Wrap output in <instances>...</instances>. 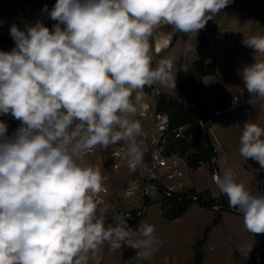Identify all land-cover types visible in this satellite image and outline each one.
<instances>
[{"label":"clouds","instance_id":"obj_1","mask_svg":"<svg viewBox=\"0 0 264 264\" xmlns=\"http://www.w3.org/2000/svg\"><path fill=\"white\" fill-rule=\"evenodd\" d=\"M229 3L56 0L51 31L40 22L11 26L16 47L0 52V115L21 126L9 137L0 122V264H87L105 243L113 252L126 243L144 259L152 255L153 226L141 222L133 230L116 215L106 228L97 216L94 197L107 189L85 157L97 146L126 142L135 170L143 157L136 141L142 126L134 119L143 90L176 85L171 59L153 67V30L163 23L197 33ZM242 43L264 54V36L244 35ZM241 75L250 94L264 97V62ZM239 152L264 169V128L246 122ZM214 179L246 230L264 234V194L237 182L231 169Z\"/></svg>","mask_w":264,"mask_h":264},{"label":"crops","instance_id":"obj_2","mask_svg":"<svg viewBox=\"0 0 264 264\" xmlns=\"http://www.w3.org/2000/svg\"><path fill=\"white\" fill-rule=\"evenodd\" d=\"M55 3L56 0H0V10L10 13L3 23L9 20L29 21L23 29L26 30L27 27L40 22L51 31L58 23L49 15ZM20 11L24 12L25 17L21 21H15V16ZM244 35L264 36V0H230V3L214 15L213 19L208 20L206 26L197 33L184 34L173 26L162 23L153 30L149 38V54L153 58L154 66L162 59H171L174 64L172 74L176 75L175 89L160 85L159 89L210 114L211 144L217 148V152L211 161H203L196 168L189 164L186 175L187 172L206 165L213 180V171L223 173L228 168L236 173L237 182L244 183L250 191L264 194V169L260 168L257 161L245 159L239 152L240 137L246 122L256 123L264 128V97L250 94L241 75L246 66L264 62V54L255 53L254 49L245 46L242 43ZM199 60L214 64V72L199 73L196 67ZM241 92L245 93L246 101L237 105L233 96ZM13 134L7 133V136L11 137ZM186 183L207 194L213 203L228 202V198L225 195L223 198L218 186L217 190H212L210 186L197 189L187 180ZM215 212L219 213V219L215 220V223L222 224V211ZM230 232L241 242V246L236 249L237 256L248 257L250 260V256L256 253L255 246L238 235L239 232ZM193 263L189 260L185 264Z\"/></svg>","mask_w":264,"mask_h":264},{"label":"built area","instance_id":"obj_3","mask_svg":"<svg viewBox=\"0 0 264 264\" xmlns=\"http://www.w3.org/2000/svg\"><path fill=\"white\" fill-rule=\"evenodd\" d=\"M24 17V12L20 11L14 20L21 21ZM158 89L159 85L145 87L142 101L137 105L138 112L134 119L140 121L142 134L136 141L143 157L134 171L131 170V165L135 161L128 153L126 142L110 146L106 150L97 146L85 157L86 163L100 169L103 187L107 189L94 197L98 208L111 212L110 217H102L104 224L116 215L125 216L126 220L139 219L146 215L155 202L163 204L168 201L173 204L185 200L194 203L210 201L207 194L186 183L188 155L194 148L184 149L185 145L192 142L196 125L210 135V114L198 110L201 116L195 122L176 123L171 113L158 109ZM245 98L243 92L233 96L237 105L245 102ZM0 122L7 125V133H15L21 126V122L11 114L0 115ZM213 152L215 156V146ZM232 172L235 177L236 173ZM222 175L218 170L212 172L214 181L216 176ZM211 207L215 210L236 211L229 207L228 202L213 203ZM262 260L263 257L259 256L258 264Z\"/></svg>","mask_w":264,"mask_h":264},{"label":"rangeland","instance_id":"obj_4","mask_svg":"<svg viewBox=\"0 0 264 264\" xmlns=\"http://www.w3.org/2000/svg\"><path fill=\"white\" fill-rule=\"evenodd\" d=\"M9 16V12L4 13L0 10V52H11L16 47L15 40L10 34L11 26L16 25L23 30L29 23V21L13 22L12 20L3 23V20ZM134 95L135 93L133 97ZM186 180L197 189L210 186L212 190H217V185L210 178L206 165L187 172ZM251 192L258 194L255 190ZM221 211L222 224L215 223L219 213H216L212 207L199 203H194L189 211L174 219L170 205L166 206L165 202L163 204L155 202L145 217L126 220L128 227L133 230L138 231L141 222L154 227L157 243L154 245L155 251L148 259L138 254L139 249L132 248L126 243L114 252L105 243L98 248L95 255L88 254L87 264H97V262L98 264H185L189 260L196 264L197 254L201 257V264H258L259 256L263 257L261 264H264V245L257 234L246 230L242 214L234 210ZM98 215L107 218L111 216V212L105 208H98ZM230 231L239 232L238 235L255 246L256 253L250 256V260L248 257L237 256L236 249L241 246V242Z\"/></svg>","mask_w":264,"mask_h":264},{"label":"trees","instance_id":"obj_5","mask_svg":"<svg viewBox=\"0 0 264 264\" xmlns=\"http://www.w3.org/2000/svg\"><path fill=\"white\" fill-rule=\"evenodd\" d=\"M196 67L199 73H213L214 72V64H206L203 60H199L196 62ZM146 88H149L146 86ZM157 107L160 110L167 111L172 114L173 121L176 123H185V122H195L201 116L198 109L187 105L169 93L163 91L162 89H158L157 91ZM195 136L190 144L184 146V149L189 147L194 148V151L188 155L189 164L192 167H198L203 161H211L214 155L213 146L211 145V137L209 133L204 131V129L196 125L194 127ZM224 198V195H222ZM213 200L199 202V204L212 206ZM194 204L192 201H181L179 203L170 204L168 201H165V205H170L171 210L174 212V217L177 218L182 215L186 210L190 208V206ZM217 216L215 220H218ZM114 218L110 219L105 223V225H114ZM259 240L262 241L264 245V234H257ZM196 264H201V257L199 254L196 255Z\"/></svg>","mask_w":264,"mask_h":264}]
</instances>
